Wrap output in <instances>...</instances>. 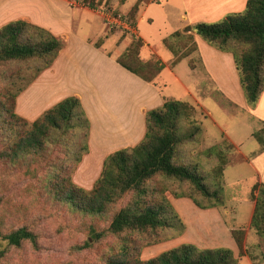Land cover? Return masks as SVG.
<instances>
[{"label": "trees", "instance_id": "obj_1", "mask_svg": "<svg viewBox=\"0 0 264 264\" xmlns=\"http://www.w3.org/2000/svg\"><path fill=\"white\" fill-rule=\"evenodd\" d=\"M125 1L119 0L121 5ZM141 1L137 0L131 9L132 20ZM84 2L93 8L106 6L109 0H98L97 3L95 0H84ZM183 32L194 33L216 51L232 56L245 103L248 108L253 109L264 91V0H246L245 10L242 13L229 15L214 24H196L185 28ZM180 35L181 33L177 32L170 38ZM168 43V39L164 40V46L170 49ZM64 45L62 38L54 37L46 30L23 21L11 22L0 28V68L11 63L31 61L43 63L37 75L25 86H19L14 90L15 82L10 81L3 101L5 102L6 99L10 101L9 114L28 129L23 139L12 141L11 136L4 137L6 143L4 151L0 153V160H7L10 163L28 155L42 159V156L48 153L49 141L51 142L52 139L57 142L62 141V137L74 127L80 135L75 138L74 143L71 142L70 147L72 151L80 149V153L75 158L71 171L76 170L83 156L88 153L90 123L77 98L69 97L60 101L30 124L14 115L17 96L41 72L52 65ZM100 45L101 40H98L95 46L98 48ZM141 47L142 43L139 40L132 41L116 62L145 82L152 83L160 71V66H156L151 61L142 62L139 58ZM191 47L192 50H188L184 58L196 50L193 43ZM21 80L20 76L18 81ZM3 101H0V115L2 109L4 110ZM190 112L192 108L187 103L173 100H166L160 108L147 112L143 139L135 147L122 149L107 156L98 179L89 191L75 186L69 177L61 181L62 183L44 181L46 186L43 190L51 194L71 213L98 222H107L105 231H96L93 225L88 226L90 240L99 241L109 235L116 237L120 242L116 253H110L105 264H237L228 249L199 250L189 244L180 245L161 253L156 258L142 262L126 244L124 236L127 234L167 228L170 223L167 210L175 215L174 219L180 220L165 196L156 200L147 199L153 194L150 183L154 178L188 183L201 199L213 201L211 204L203 205L190 193L176 196L191 200L199 209L206 210L223 205L221 180L225 160L221 156L218 166L211 172L217 180L214 190L208 187L206 180L196 168L177 163L181 144L191 141L198 130L195 128L187 134L177 133L179 118L186 119ZM253 135L258 142H262L258 134ZM250 197L254 201L250 227L264 239V184L256 183L251 189ZM122 202L124 204L117 207ZM180 223L183 225L181 220ZM231 236L241 252L243 232L232 230ZM1 237L8 246L14 248H19L25 242L33 247L37 245L36 235L24 228L13 230ZM88 247H90L88 242L81 246L82 249ZM4 255L5 252L0 251V260Z\"/></svg>", "mask_w": 264, "mask_h": 264}, {"label": "crops", "instance_id": "obj_2", "mask_svg": "<svg viewBox=\"0 0 264 264\" xmlns=\"http://www.w3.org/2000/svg\"><path fill=\"white\" fill-rule=\"evenodd\" d=\"M69 1L0 0V28L23 21L64 40V48L52 65L17 96L14 110L20 118L33 123L62 100L69 97L79 100L90 123V132L88 153L78 168V186L91 190L104 159L140 143L145 133V114L170 100L161 89L162 84L166 86V72L182 87L181 102L189 103L184 101L188 99L194 102L197 95L207 94L209 90L216 89L223 97L226 91H232L233 77L235 83L238 81L232 56L216 51L194 33L183 30L196 24L218 23L229 15L242 13L246 0H142L134 23L142 43L140 60L146 63L156 57L159 61L160 71L152 83L116 62L127 49V38L109 33L93 9L71 7ZM109 2L111 6L117 5L116 0ZM136 2L126 0L118 6V11L125 14ZM177 32L181 35L171 41L173 46L180 45L178 42L186 36L192 37L196 50L188 57L181 56L183 50L177 52L175 48L176 53L164 46V40ZM98 40L101 45L97 48ZM191 61L193 65L189 67ZM190 86H196L194 94L189 91ZM245 109L252 119L264 125V91L253 109L246 105ZM262 148L250 158L244 157L243 162L250 170L251 189L256 183L264 184ZM225 173L224 170L223 180ZM169 202L186 227L179 245L189 244L200 249H209L212 245L234 254L238 249L231 231L248 229L254 209L252 199L238 200L236 208L230 207L227 225L224 221L227 213L220 208L200 210L186 198L169 199ZM247 262L246 258L242 264Z\"/></svg>", "mask_w": 264, "mask_h": 264}, {"label": "rangeland", "instance_id": "obj_3", "mask_svg": "<svg viewBox=\"0 0 264 264\" xmlns=\"http://www.w3.org/2000/svg\"><path fill=\"white\" fill-rule=\"evenodd\" d=\"M116 1V6H111L110 2L107 5L115 14H122L118 11V6L121 4L119 0ZM131 9L132 7L125 13L129 18ZM132 21L134 22V20ZM142 28L143 25H141ZM155 28L154 26L153 31ZM108 32L118 33L123 39L127 38L115 28H108ZM177 38H169L168 44L172 50L175 48L177 52L183 50L184 57L188 50H192V37H184L181 42H178L179 47L173 46L171 43ZM127 40L129 41L128 48L134 40L129 38ZM166 54L169 56L168 52ZM151 62L156 66L159 64L156 57ZM42 65L41 62L31 61L19 64L11 63L0 68V101H3L10 81L15 82L14 90L19 86L23 87L37 75L36 73ZM192 65L191 61L189 67ZM20 76L22 80L18 81ZM164 81L166 86L162 84L161 89L165 96L170 100L179 101L183 93L180 84L174 81L169 72L165 73ZM230 85L232 91H226L225 97L214 89V91L209 90L207 94L197 95V100L194 102L191 99L184 100L189 101L187 104L192 108V112L189 117L186 119L181 117L177 122L178 134H187L195 128L198 129L191 141L188 140L181 144L177 163L196 168L211 190L215 189L217 182L211 172L218 166L219 156L225 160V179L221 180L223 205L217 208L227 213L224 215L227 225L230 223L227 218L230 215V207L234 205L233 207L236 208L238 200L252 199L250 197V170L248 165L243 162L244 157L250 158L253 152L257 149L260 152L264 146V125L258 124L255 119L250 117L246 109L243 110L246 103L240 85L238 81L235 83L234 77L233 83L231 82ZM195 87L190 86L189 88L193 94ZM2 103L4 110L2 109L0 115V153L4 151L6 143L4 137L11 136L12 141L23 139L28 129L15 121L9 114L10 101L6 99ZM14 115L20 118L15 110ZM28 124L30 123L28 122ZM253 134H258L262 142H258ZM79 135L80 133L74 127L65 137L61 136L62 141L57 142L52 139L48 143V153L44 154L42 159L34 158L35 155H28L10 163L7 160H0V251L5 252L0 264H105L110 253H116L120 243L116 237L107 235L99 241L89 239V225H93L96 231H105L107 222H98V220L73 214L64 205L57 202L51 194L43 190L46 186L45 180L62 183L68 177L71 178L75 186L79 187V166L75 167V171H71V169L80 149L72 151L70 147L71 142L74 143ZM69 151L72 152L69 153ZM150 189L153 190V194L147 197L149 200L165 196L169 201V199H179L176 198L178 195L190 193L195 200L203 205L213 203V201L201 199L188 183L175 180L154 178L150 183ZM124 202L118 204L117 207ZM224 204L226 205L224 206ZM166 214L170 219L167 228L130 233L124 236L127 246H130L140 261L151 260L161 253L180 246L179 241L184 235L186 227L180 218L183 225L180 220L174 219L175 215L171 214L169 210ZM175 214L177 213L175 212ZM201 218L199 217V219ZM19 228H24L36 235V247L25 242L19 248H14L8 246L2 239L3 234H8ZM237 230L243 232V249L241 252L238 250L235 254L232 253L236 263L242 264L243 260L247 258V264H264V239L259 237L251 227L246 230L236 229L233 231ZM85 242L90 243V247L82 249L81 246ZM210 246L209 249L195 247L199 250L219 249Z\"/></svg>", "mask_w": 264, "mask_h": 264}, {"label": "built area", "instance_id": "obj_4", "mask_svg": "<svg viewBox=\"0 0 264 264\" xmlns=\"http://www.w3.org/2000/svg\"><path fill=\"white\" fill-rule=\"evenodd\" d=\"M69 2L71 7L93 9L102 19L104 26L121 31L125 37L131 40H138L135 23L126 14H115L107 5L91 8L84 0H70Z\"/></svg>", "mask_w": 264, "mask_h": 264}]
</instances>
